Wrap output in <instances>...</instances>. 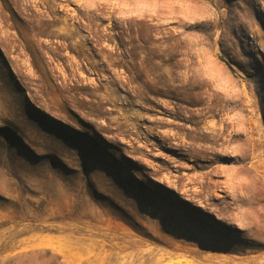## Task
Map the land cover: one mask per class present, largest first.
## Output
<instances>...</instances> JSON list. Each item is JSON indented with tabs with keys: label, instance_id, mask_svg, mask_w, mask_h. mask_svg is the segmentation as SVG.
<instances>
[{
	"label": "rangeland",
	"instance_id": "obj_1",
	"mask_svg": "<svg viewBox=\"0 0 264 264\" xmlns=\"http://www.w3.org/2000/svg\"><path fill=\"white\" fill-rule=\"evenodd\" d=\"M0 264H264V0H0Z\"/></svg>",
	"mask_w": 264,
	"mask_h": 264
}]
</instances>
